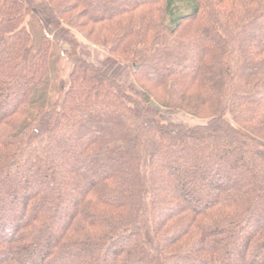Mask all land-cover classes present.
Segmentation results:
<instances>
[{"label": "trees", "instance_id": "trees-1", "mask_svg": "<svg viewBox=\"0 0 264 264\" xmlns=\"http://www.w3.org/2000/svg\"><path fill=\"white\" fill-rule=\"evenodd\" d=\"M0 264H264V0H0Z\"/></svg>", "mask_w": 264, "mask_h": 264}, {"label": "rangeland", "instance_id": "rangeland-1", "mask_svg": "<svg viewBox=\"0 0 264 264\" xmlns=\"http://www.w3.org/2000/svg\"><path fill=\"white\" fill-rule=\"evenodd\" d=\"M50 34H51L50 35L51 38L56 42L58 49L57 51L55 50V52H53L54 54L53 56L55 60L53 62H50V67H49L50 75L46 81L47 83L46 87L47 86L50 87L49 88L50 100L49 102L46 103L45 105L46 107L56 105L57 100L59 98L57 87L61 81L65 80L69 72V68H70L69 64L64 60L63 57H60L59 59L55 58L57 54H60V52H63V51H68L69 48L63 45L59 40H57L53 33H50ZM76 38L80 43H82V45L89 47L88 49L86 47V50L81 52V57L84 60L94 62L95 58L98 55L97 53L98 51L97 52H95V50L93 51L92 47L89 46L88 43L83 41L78 35H76ZM161 46H162L164 56L166 57L167 60L175 61L177 63H186L189 61L188 47H187V44L183 42L182 40L175 39V38H169L168 36L164 35L161 39ZM110 67H111L110 65H107L105 69L109 71ZM123 70L125 71L126 69L123 68ZM53 88H55L57 91L54 90ZM159 112H160V116L166 121H170L173 123L182 122L187 125L194 124V121L192 119H189L185 115L174 114L172 112L164 111L161 109L159 110Z\"/></svg>", "mask_w": 264, "mask_h": 264}]
</instances>
